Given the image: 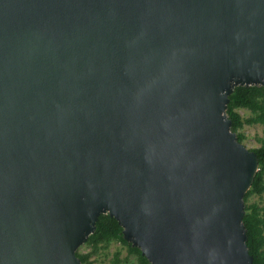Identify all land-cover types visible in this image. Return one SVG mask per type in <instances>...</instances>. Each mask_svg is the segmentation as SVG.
Instances as JSON below:
<instances>
[{
	"label": "water",
	"instance_id": "water-1",
	"mask_svg": "<svg viewBox=\"0 0 264 264\" xmlns=\"http://www.w3.org/2000/svg\"><path fill=\"white\" fill-rule=\"evenodd\" d=\"M251 86L264 0H0V264H81L102 214L148 264H253Z\"/></svg>",
	"mask_w": 264,
	"mask_h": 264
},
{
	"label": "trees",
	"instance_id": "trees-1",
	"mask_svg": "<svg viewBox=\"0 0 264 264\" xmlns=\"http://www.w3.org/2000/svg\"><path fill=\"white\" fill-rule=\"evenodd\" d=\"M229 104L226 114L231 121V130L236 133L238 141L242 143L244 135L239 130L244 125H261L263 127V137L260 139V147L251 151L255 152L259 161L257 171L251 188L244 197L246 203L252 195H262L264 193V87H236L229 96ZM246 109L251 112V116L243 118L236 110ZM243 223L247 233V247L249 254L253 257V264H264V208L256 204L245 205V216ZM116 241L123 245L128 255L137 258L138 264H148L147 259L142 256L141 251L123 239L122 228L117 221L108 214L99 216L95 231L88 237L86 244L91 247V251L86 254H79L81 264H90L89 259L99 250L101 243ZM120 253L113 256V264H120Z\"/></svg>",
	"mask_w": 264,
	"mask_h": 264
},
{
	"label": "rangeland",
	"instance_id": "rangeland-1",
	"mask_svg": "<svg viewBox=\"0 0 264 264\" xmlns=\"http://www.w3.org/2000/svg\"><path fill=\"white\" fill-rule=\"evenodd\" d=\"M243 118L251 116V112L246 109L236 110ZM239 133L244 135L242 144L249 149L253 150L260 147V139L263 137V127L261 125H244ZM256 204L264 208V193L262 195H252L249 197L245 205ZM91 251L88 244H83L77 250L79 254H86ZM120 253V264H138L137 258L133 255H128L126 248L120 243L112 240L109 243H101L99 250L95 252L89 259L90 264H113V256L115 253Z\"/></svg>",
	"mask_w": 264,
	"mask_h": 264
}]
</instances>
